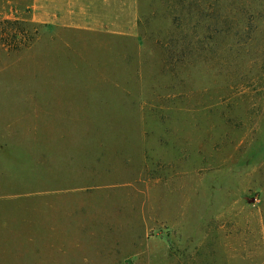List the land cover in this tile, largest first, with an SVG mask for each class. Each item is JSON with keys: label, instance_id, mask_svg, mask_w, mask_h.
I'll return each instance as SVG.
<instances>
[{"label": "rangeland", "instance_id": "374dc122", "mask_svg": "<svg viewBox=\"0 0 264 264\" xmlns=\"http://www.w3.org/2000/svg\"><path fill=\"white\" fill-rule=\"evenodd\" d=\"M91 5L0 0V264H264V0Z\"/></svg>", "mask_w": 264, "mask_h": 264}, {"label": "crops", "instance_id": "0c3cea01", "mask_svg": "<svg viewBox=\"0 0 264 264\" xmlns=\"http://www.w3.org/2000/svg\"><path fill=\"white\" fill-rule=\"evenodd\" d=\"M101 0H84V11H88L90 8H94L95 5H91L92 3H97ZM52 3H53V0H45V1H42V0H34V9L38 10V11H41V10H44V9H51L52 8ZM85 19L86 18H89L88 16L84 17Z\"/></svg>", "mask_w": 264, "mask_h": 264}, {"label": "trees", "instance_id": "16d2710c", "mask_svg": "<svg viewBox=\"0 0 264 264\" xmlns=\"http://www.w3.org/2000/svg\"><path fill=\"white\" fill-rule=\"evenodd\" d=\"M5 22H6V23H11V21H8V20H5L4 23H5ZM1 29H2V28H1ZM1 34H2V33H1Z\"/></svg>", "mask_w": 264, "mask_h": 264}]
</instances>
